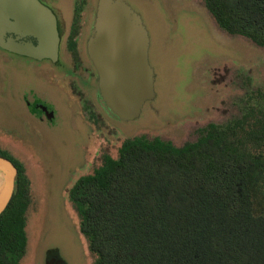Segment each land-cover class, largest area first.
Returning a JSON list of instances; mask_svg holds the SVG:
<instances>
[{"label": "rangeland", "instance_id": "374dc122", "mask_svg": "<svg viewBox=\"0 0 264 264\" xmlns=\"http://www.w3.org/2000/svg\"><path fill=\"white\" fill-rule=\"evenodd\" d=\"M45 1L60 17V62L0 48V149L30 179L28 246L21 263L47 264L56 256L66 264H93L70 187L106 155L118 157L126 138L160 136L180 146L197 140L208 123L240 116L248 94L264 91V46L225 31L203 0H125L149 31L157 95L139 117L123 120L100 104L97 80L88 71L93 66L87 39L98 0H85L77 55L68 40L77 0ZM27 88L50 102L53 120L31 112L21 97Z\"/></svg>", "mask_w": 264, "mask_h": 264}, {"label": "trees", "instance_id": "16d2710c", "mask_svg": "<svg viewBox=\"0 0 264 264\" xmlns=\"http://www.w3.org/2000/svg\"><path fill=\"white\" fill-rule=\"evenodd\" d=\"M203 2L229 34L264 46V0ZM77 32L75 21L71 51ZM256 98L264 100L263 89L248 94L240 116L208 123L180 146L160 136L126 138L118 157L106 155L74 182L68 198L93 264H264V104ZM0 156L18 168L0 213V264H22L30 179L2 149Z\"/></svg>", "mask_w": 264, "mask_h": 264}, {"label": "water", "instance_id": "95a60500", "mask_svg": "<svg viewBox=\"0 0 264 264\" xmlns=\"http://www.w3.org/2000/svg\"><path fill=\"white\" fill-rule=\"evenodd\" d=\"M60 43L58 19L47 4L0 0L1 48L36 60L57 61ZM150 44L144 20L131 5L125 0H99L87 50L98 72L100 102L115 117H139L144 104L157 95ZM17 174L15 163L0 156V213L13 198ZM47 264L66 263L50 256Z\"/></svg>", "mask_w": 264, "mask_h": 264}, {"label": "flooded vegetation", "instance_id": "af4514ba", "mask_svg": "<svg viewBox=\"0 0 264 264\" xmlns=\"http://www.w3.org/2000/svg\"><path fill=\"white\" fill-rule=\"evenodd\" d=\"M41 1L44 2L45 4H47L53 10V12L56 14L57 19H58L59 30H60L61 42H62V32H61V29H60V17L58 15V13L45 0H41ZM98 2H99V0L97 1V4H96V8H95L96 11H95V14H94V22L92 24L91 33H90V35H89V37L87 39V42H88V40H89V38H90V36L92 34V31L94 29V24H95L96 15H97ZM88 4L89 3L85 1V3H83L81 5V10H80L79 15H77V7H78L77 6V1L75 2L74 7H73L74 18H73L72 23H71V32H70L69 37L72 34L73 24L75 23V21H77L78 32L76 33V35L74 37V40H76V42H77V39L80 36H82V24H84V22L82 21V19H83V10H84L85 6L88 5ZM74 52H76L75 54L77 55V46H76V51H74ZM87 52H88V50H87ZM60 53H61V43H60ZM58 60L59 61H57V62H60V57H59ZM53 62L55 63L56 61H53ZM92 66H93V68L88 70V71H89L90 76L91 77H95L96 80H97V84H98V99H99V102H100V96H99L100 90H99L98 72H97L95 66L93 65V62H92ZM37 93H38L37 91H33V90L30 91V92H27V94L25 96V100H26V103H27L28 107H30L31 112H33L38 118H40L42 120L46 119V118H48V119L50 118V120H53L55 118L54 107L50 104V102L48 103L46 100H43L42 98H40ZM31 100H33V101H31ZM100 104L102 105L101 102H100ZM103 108H104V106H103ZM52 113L54 115L52 117H50Z\"/></svg>", "mask_w": 264, "mask_h": 264}, {"label": "crops", "instance_id": "0c3cea01", "mask_svg": "<svg viewBox=\"0 0 264 264\" xmlns=\"http://www.w3.org/2000/svg\"><path fill=\"white\" fill-rule=\"evenodd\" d=\"M2 50H4V52H6L7 54H9V55H11V53L12 52H9V51H7V50H5V49H3L2 48ZM12 54H15V53H12ZM1 76V75H0ZM33 89H26L24 92H23V94L21 95V97H22V100H23V102L24 103H26V100H25V96H26V94H27V92H30V91H32ZM34 91V90H33ZM27 105V104H26Z\"/></svg>", "mask_w": 264, "mask_h": 264}]
</instances>
